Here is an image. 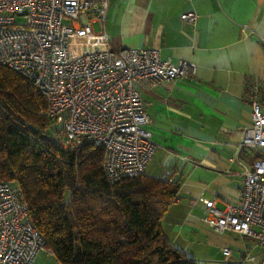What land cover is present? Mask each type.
<instances>
[{"label":"built area","instance_id":"obj_1","mask_svg":"<svg viewBox=\"0 0 264 264\" xmlns=\"http://www.w3.org/2000/svg\"><path fill=\"white\" fill-rule=\"evenodd\" d=\"M109 4L0 0V63L44 96L42 112L56 123L51 136L62 148L86 142L102 147L104 175L115 182L144 173L154 151L142 88L193 75L195 64L161 59L155 47H111L105 31ZM196 17L194 11L180 14L190 24ZM257 85L250 97L251 123L240 141L255 154L250 164H243L241 199L222 210L214 199H202V220L208 227L248 237L254 241L251 247L258 248L236 260L224 245L223 264H264V104L255 94ZM41 249L44 241L29 218L21 189L0 181V264H33Z\"/></svg>","mask_w":264,"mask_h":264},{"label":"crops","instance_id":"obj_2","mask_svg":"<svg viewBox=\"0 0 264 264\" xmlns=\"http://www.w3.org/2000/svg\"><path fill=\"white\" fill-rule=\"evenodd\" d=\"M186 11L197 14L194 24L180 18ZM105 31L113 48L155 47L161 59L195 64L193 75L142 88L154 144L144 173L179 183L161 219L170 243L217 264L203 252L228 233L202 220V199H214L221 210L240 200L243 164L255 159L240 141L251 123L255 84L264 104V0H110ZM229 247L236 260L251 254Z\"/></svg>","mask_w":264,"mask_h":264},{"label":"trees","instance_id":"obj_3","mask_svg":"<svg viewBox=\"0 0 264 264\" xmlns=\"http://www.w3.org/2000/svg\"><path fill=\"white\" fill-rule=\"evenodd\" d=\"M45 106L27 78L0 63V181L21 189L44 248L61 264H199L161 228L178 181L146 173L108 181L102 147L62 148Z\"/></svg>","mask_w":264,"mask_h":264},{"label":"rangeland","instance_id":"obj_4","mask_svg":"<svg viewBox=\"0 0 264 264\" xmlns=\"http://www.w3.org/2000/svg\"><path fill=\"white\" fill-rule=\"evenodd\" d=\"M95 28H97L96 25H95ZM55 124H56L55 122L51 123V125L48 127V132L50 133V135L52 133L51 128H53L51 126L52 125L55 126ZM219 236L220 237H218L217 239L218 242L211 243L210 246H208L203 252V255H206V257L210 261H214L215 263L218 262L217 264H219V261H221L223 258L220 247L224 245L231 246L234 252L236 248H243V247L244 248L242 250L247 249L251 252V254L257 251V248H254V247L251 249V245L254 244V241L248 237L240 236L238 234L234 236L233 234H230V233L226 235H219ZM198 263L204 264L205 262L198 261ZM33 264H61V263H59L56 260V258L52 254H50L49 251L46 250V248H44L38 252Z\"/></svg>","mask_w":264,"mask_h":264}]
</instances>
